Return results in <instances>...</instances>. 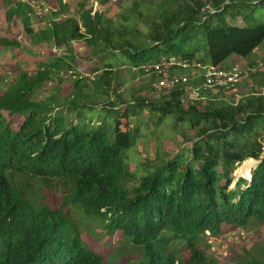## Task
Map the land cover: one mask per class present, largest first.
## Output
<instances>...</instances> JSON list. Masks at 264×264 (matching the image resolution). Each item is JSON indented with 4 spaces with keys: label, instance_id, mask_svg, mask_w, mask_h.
I'll use <instances>...</instances> for the list:
<instances>
[{
    "label": "trees",
    "instance_id": "1",
    "mask_svg": "<svg viewBox=\"0 0 264 264\" xmlns=\"http://www.w3.org/2000/svg\"><path fill=\"white\" fill-rule=\"evenodd\" d=\"M2 1L7 25L62 55H29L0 34V49L26 55L12 73H2L9 61L0 58V264H104L105 254L82 238L90 223L142 247L139 264H219L207 254V237L221 236L225 225L264 226V58L242 64V92L239 82L225 91L200 89L194 98L187 87L200 77L172 67L170 75L186 74L188 84L157 94L163 75L144 69L172 57L220 69H230L232 57L247 60L264 42V0H128L116 19L86 0L73 15L65 0H55L50 19V0ZM75 42L96 59L88 77L62 53ZM59 72H71L67 93L58 87L35 99ZM130 73L148 80L123 99L116 92ZM167 121L195 131L190 148L167 161L156 156L141 173L130 170L125 158L140 126ZM249 160L257 161L250 178L234 181ZM53 194L56 208L48 203ZM242 264H264V254Z\"/></svg>",
    "mask_w": 264,
    "mask_h": 264
},
{
    "label": "rangeland",
    "instance_id": "2",
    "mask_svg": "<svg viewBox=\"0 0 264 264\" xmlns=\"http://www.w3.org/2000/svg\"><path fill=\"white\" fill-rule=\"evenodd\" d=\"M84 0H65L68 9H70L71 15H73V10H75L76 5ZM87 6H92L93 9H98L104 13V15L111 19H116L118 14L122 12L124 7L129 4L128 0H111L105 6L98 5L96 0H86ZM57 1L50 0L47 4H44V10L47 14L46 19H50L51 10L57 7ZM0 6H3V1L0 0ZM43 10V9H42ZM69 15V14H68ZM3 16V15H2ZM241 24V21L238 20ZM39 27L34 26V30ZM6 32L10 37L16 38L21 44L22 49L28 50V54H38L44 58H52L61 56L60 54L47 53V48H39L37 45H32L27 38L24 37L20 26L7 25L3 18L0 16V34ZM4 35V34H3ZM71 52L64 51L66 55L73 56L80 66L76 65L75 70L78 74L88 77L90 71H92V66L95 65L96 59H92L90 54V49H88L84 43L75 42L71 46ZM0 58L2 57L3 63L8 58V70H2V73H12L14 68V62L20 61L22 57L26 56L22 51L18 52L14 49L2 48L0 49ZM44 51L45 54H41ZM16 55V57H15ZM264 58V42L255 50L253 55L242 63V60L235 61L232 66L242 69V64H248L253 61L258 63ZM233 58H230V60ZM230 63V61H229ZM22 64L23 61H22ZM122 71V70H121ZM70 73L59 72L54 75L52 80H50L44 89L39 90L35 95V99H43L47 94L51 92L54 88L60 87L61 93L65 95L69 89L71 78L68 77ZM80 74V75H81ZM71 75V74H70ZM74 75V74H73ZM11 79V75H8ZM90 79L92 76H89ZM123 86L119 88L116 95H121L123 99L128 98V94L136 91L137 86L140 83L148 80L147 77L141 75L140 73H130L122 75ZM242 92V88L246 89L247 83H239ZM249 88V87H248ZM187 89H189L187 87ZM137 92V91H136ZM190 96L191 92L188 91ZM146 93V89H145ZM237 93V92H236ZM188 94V95H189ZM238 94V93H237ZM114 93L110 94L108 99L113 101L116 99ZM227 99L231 100L230 95L225 96ZM234 94L232 99H234ZM106 100V97L102 98ZM19 118L14 117V120ZM96 122V121H95ZM94 123V122H93ZM99 123V122H98ZM122 130L128 129L127 126H122ZM141 136L137 141L136 145L127 152V159L125 158L130 170L136 173H141L143 168L146 169V165L155 162V157L159 156L160 160L167 161L172 159L177 155L182 148L189 149L191 146V139L195 137V131L191 130L187 125L176 126L172 124L171 121L165 122L159 127L150 125V129H146L145 126H140ZM264 151V142H263ZM256 161L249 160L244 165L238 167L233 174L234 181L238 177L247 178L250 176L252 169L254 168ZM137 177L140 179V175ZM136 176H131V180L134 183ZM130 184V186L134 185ZM58 197L56 195H51L49 199V204L52 208H56L58 205ZM82 214H77L75 217H80ZM103 233L100 228L95 223H90L88 228H84L82 231V238L84 242L95 251H101L108 258L104 264H139L141 256L143 257L144 250L140 246H135L133 244H127V241L122 238L120 233H116L113 236H107L101 234ZM208 235V234H207ZM207 244L209 245L207 249V254L218 261L219 264H242V261L246 259V256L253 258H260L264 254V226L251 224L245 229H239L232 226H223L222 234L217 238L207 237Z\"/></svg>",
    "mask_w": 264,
    "mask_h": 264
},
{
    "label": "built area",
    "instance_id": "3",
    "mask_svg": "<svg viewBox=\"0 0 264 264\" xmlns=\"http://www.w3.org/2000/svg\"><path fill=\"white\" fill-rule=\"evenodd\" d=\"M16 1H21L23 3L29 4L34 3L33 0ZM38 14H41V12L38 11ZM172 67H177L181 70L188 72L189 75H194L195 79L197 77L201 78L200 83L196 87L187 89L191 92L192 98L197 97L200 89H215L225 91L230 88H233L236 84L240 82L242 72L241 69L235 66H232L230 69H220L219 67L214 65H203L200 62H191L188 59L172 57L168 60H162L156 65L144 67L146 72H148L151 68H154L157 74L161 73L164 77L154 85V89L157 94H160L164 90L168 91L175 89L179 85L188 84V75H170L169 69Z\"/></svg>",
    "mask_w": 264,
    "mask_h": 264
},
{
    "label": "crops",
    "instance_id": "4",
    "mask_svg": "<svg viewBox=\"0 0 264 264\" xmlns=\"http://www.w3.org/2000/svg\"><path fill=\"white\" fill-rule=\"evenodd\" d=\"M232 58H233V59L230 60V63H231V62H234V61L237 60L235 57H232ZM235 59H236V60H235ZM243 62H245V60H242V63H243Z\"/></svg>",
    "mask_w": 264,
    "mask_h": 264
},
{
    "label": "clouds",
    "instance_id": "5",
    "mask_svg": "<svg viewBox=\"0 0 264 264\" xmlns=\"http://www.w3.org/2000/svg\"><path fill=\"white\" fill-rule=\"evenodd\" d=\"M33 1H34V3L33 4H30L31 6H35L36 5V1L35 0H33Z\"/></svg>",
    "mask_w": 264,
    "mask_h": 264
},
{
    "label": "bare ground",
    "instance_id": "6",
    "mask_svg": "<svg viewBox=\"0 0 264 264\" xmlns=\"http://www.w3.org/2000/svg\"><path fill=\"white\" fill-rule=\"evenodd\" d=\"M21 3V2H20ZM61 49V48H60ZM242 166V165H241ZM250 178V176H248L246 179H249Z\"/></svg>",
    "mask_w": 264,
    "mask_h": 264
},
{
    "label": "water",
    "instance_id": "7",
    "mask_svg": "<svg viewBox=\"0 0 264 264\" xmlns=\"http://www.w3.org/2000/svg\"><path fill=\"white\" fill-rule=\"evenodd\" d=\"M257 162V161H256Z\"/></svg>",
    "mask_w": 264,
    "mask_h": 264
}]
</instances>
